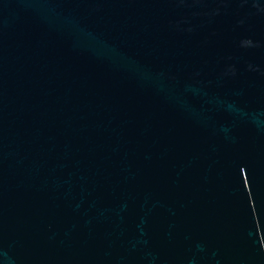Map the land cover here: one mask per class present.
I'll use <instances>...</instances> for the list:
<instances>
[{"label":"water","instance_id":"1","mask_svg":"<svg viewBox=\"0 0 264 264\" xmlns=\"http://www.w3.org/2000/svg\"><path fill=\"white\" fill-rule=\"evenodd\" d=\"M0 264H264V0H0Z\"/></svg>","mask_w":264,"mask_h":264}]
</instances>
